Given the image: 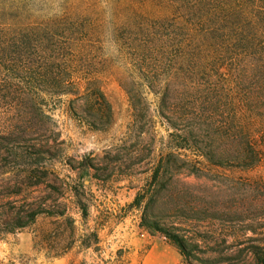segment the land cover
Wrapping results in <instances>:
<instances>
[{"label": "rangeland", "instance_id": "1", "mask_svg": "<svg viewBox=\"0 0 264 264\" xmlns=\"http://www.w3.org/2000/svg\"><path fill=\"white\" fill-rule=\"evenodd\" d=\"M184 1L0 0L3 23L103 19L83 50L94 58L88 76L47 95L50 129L31 137L32 153L0 154V264H256L254 250L264 251V163L202 174L164 169L154 178L169 145L171 107L184 115L188 93L174 55L184 46L166 57L167 46L154 53L130 33L157 27L182 38L200 15L203 27L208 17L220 19L218 5L234 2ZM9 118L0 115V127ZM161 227L185 235L191 254Z\"/></svg>", "mask_w": 264, "mask_h": 264}, {"label": "trees", "instance_id": "2", "mask_svg": "<svg viewBox=\"0 0 264 264\" xmlns=\"http://www.w3.org/2000/svg\"><path fill=\"white\" fill-rule=\"evenodd\" d=\"M186 4L195 7L190 0ZM218 7L224 8L220 19L208 17L212 21L201 27L202 14L182 38V31L157 27L130 33L133 43L154 53L167 46L166 57L174 53V45L184 46L174 53L180 57L188 93L184 115H179L178 104L171 107L169 145L163 148L155 180L164 169H172L173 175L202 174L213 167L251 169L264 163V0H234L226 8ZM5 22L0 21V115L10 118L0 127L6 147H0V154L14 156L22 147V154L30 155L31 137L50 129L47 95L69 91L72 80L88 76L94 58L83 50L92 40L89 31H100L103 19L93 13ZM144 53L143 49L141 56ZM161 93L164 99L170 90ZM42 146V152L50 151ZM181 148L191 152L183 158L177 153ZM26 163L30 165L29 160ZM37 213L28 211L33 219ZM13 214L15 220L22 217ZM161 230L183 253L191 254L185 235L166 227ZM254 254L256 264H264V251L255 249Z\"/></svg>", "mask_w": 264, "mask_h": 264}]
</instances>
